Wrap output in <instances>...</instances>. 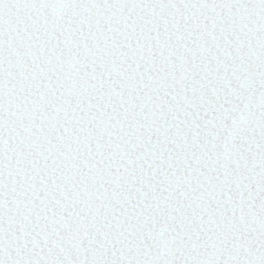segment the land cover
<instances>
[{"label":"snow or ice","instance_id":"snow-or-ice-1","mask_svg":"<svg viewBox=\"0 0 264 264\" xmlns=\"http://www.w3.org/2000/svg\"><path fill=\"white\" fill-rule=\"evenodd\" d=\"M0 264H264V0H0Z\"/></svg>","mask_w":264,"mask_h":264}]
</instances>
